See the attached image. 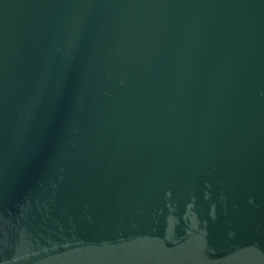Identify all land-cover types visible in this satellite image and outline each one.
I'll list each match as a JSON object with an SVG mask.
<instances>
[{
    "label": "water",
    "instance_id": "water-1",
    "mask_svg": "<svg viewBox=\"0 0 264 264\" xmlns=\"http://www.w3.org/2000/svg\"><path fill=\"white\" fill-rule=\"evenodd\" d=\"M0 264H264V0H0Z\"/></svg>",
    "mask_w": 264,
    "mask_h": 264
}]
</instances>
